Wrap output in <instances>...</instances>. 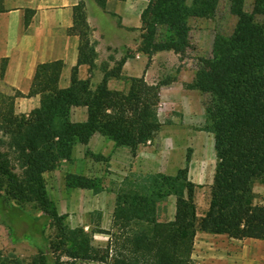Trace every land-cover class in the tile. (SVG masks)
I'll use <instances>...</instances> for the list:
<instances>
[{
	"label": "trees",
	"instance_id": "16d2710c",
	"mask_svg": "<svg viewBox=\"0 0 264 264\" xmlns=\"http://www.w3.org/2000/svg\"><path fill=\"white\" fill-rule=\"evenodd\" d=\"M104 1L96 0L102 8ZM219 1L191 0L188 5L187 0H153L136 50L148 61L162 50H172L182 59L189 46L188 20L213 15ZM227 1L237 17L235 27L229 36L215 34L211 57L201 58L193 77L205 96L202 130L212 133L217 158L205 212L201 216L196 212L195 185L187 180L186 167L175 175L149 173L132 176L129 181L124 178L118 189H109L115 193V202L108 229L99 223H90L87 231L70 227L45 197L42 174L57 168L61 160H69L74 146L87 144L94 133L116 146L128 147L134 155L162 125L159 91L168 81L148 83L143 75L131 76L124 79L125 90L108 87L110 77H120L127 56L110 69L101 63L103 77L97 84L89 77L77 76L78 65L87 64L89 71L97 66L96 42L91 38L85 3L80 1L69 29L79 38L70 85L58 88L62 63L52 61L36 66L27 95L38 94L40 103L30 112L15 111V98L23 96L19 91L0 93V146L7 148L0 150L2 221L10 234L8 217H24V211L11 202V195L25 197L36 193V187L48 227L53 229L47 242L36 244L37 252L29 260L0 251V264H193L197 232L264 239V196L256 202L252 192L255 180L264 181V26L255 19L264 13V0H254L250 12L244 10V0ZM73 106L86 107L85 121H71ZM65 183L94 193L104 190L82 174L67 173ZM182 184L185 195L180 192ZM171 193L176 194L174 218L159 221L157 201ZM95 234H103L105 241L94 243Z\"/></svg>",
	"mask_w": 264,
	"mask_h": 264
},
{
	"label": "rangeland",
	"instance_id": "374dc122",
	"mask_svg": "<svg viewBox=\"0 0 264 264\" xmlns=\"http://www.w3.org/2000/svg\"><path fill=\"white\" fill-rule=\"evenodd\" d=\"M152 1L140 0L138 25L131 27L132 33L128 32V36H133L132 44L124 49L123 55L117 58L114 56L116 49L110 51L107 58L112 62L110 68H113L121 57L134 56L135 52H139L136 49L140 43L143 19L149 15ZM253 1L244 0V10L250 12ZM190 3L191 0H187V4ZM96 4L101 7L97 2ZM255 19L264 26V13L255 15ZM236 20V15L229 10L228 1L220 0L213 15L194 16L188 20L189 46L182 59L172 50L156 51L151 56L154 57L155 66L148 74V83L164 80L169 83L161 85L159 91L158 118L162 125L153 139L141 148L137 158L132 157L135 154L133 155L128 147V149H122L123 152L118 149L119 163H116L111 161L109 153L103 155L84 147L83 144H77L69 160H61L57 168L42 174L44 195L56 209L63 223L73 228L83 227L86 231L90 223H99L102 226V219H111L115 202V193L109 189H118L124 182V178H126L125 181H129L132 176L149 173L175 175L184 167L187 168V180L195 185L196 212L199 216L205 212L209 202V185L212 182L217 158L212 133L202 130L205 124L203 109L205 96L196 88L193 77L201 58L211 57L215 34L229 36L235 27ZM88 24L90 25L89 22ZM104 25V32L108 35L109 31L106 28L109 26L106 23ZM90 28L92 29L91 38L96 42L95 50L98 58V41L94 38L91 25ZM102 63L109 66L107 62ZM127 77L126 75L119 77L124 81L125 89L127 82L124 79ZM0 150L5 151L7 148L1 145ZM127 150H129L128 153ZM100 155L104 156V159L97 158ZM9 156L13 157L11 151ZM112 165H119V168L113 169ZM13 167V171L18 174L20 170L15 163ZM67 173L87 176L103 186L104 190L94 193L91 189L69 187L65 183ZM35 190H37L36 193L25 197L16 198L11 195V202L24 211V217L19 215H14L12 219L8 217L12 229L10 234L2 221L0 211V251L2 253L13 252L20 258L29 260L37 252L36 244L47 242L53 234V229L48 227L49 220L46 219L40 202L38 195L40 190L36 187L33 191ZM180 192L185 195L184 184ZM252 192L255 195V201H260L264 196V181L255 180L252 184ZM175 200L176 194L171 193L157 201L159 221L173 220ZM29 216L36 220V224ZM41 217L42 220L37 221ZM105 238L103 234H95L94 243H101L105 241ZM193 264H264V239H232L225 234L197 232L194 238Z\"/></svg>",
	"mask_w": 264,
	"mask_h": 264
},
{
	"label": "crops",
	"instance_id": "0c3cea01",
	"mask_svg": "<svg viewBox=\"0 0 264 264\" xmlns=\"http://www.w3.org/2000/svg\"><path fill=\"white\" fill-rule=\"evenodd\" d=\"M80 1L85 3L87 20L98 41V58L97 66L91 71L87 64L78 65L77 76L80 79L89 77L93 84H97L103 77L99 65L102 62H107L108 68L112 65L107 60L110 51L116 49L114 56L117 58L123 55L125 48L131 46L133 36H128V32L132 31L131 27L138 25L140 0H105L104 8L99 7L94 0H0V93L13 95L19 91L23 94L14 101L17 113L26 114L39 106L38 94L27 95L38 64L61 61L57 86L63 89L70 85L72 68L78 61L79 38L70 33L69 29L74 24L75 8ZM105 23L109 26L106 28L108 35L104 32ZM154 66V57L148 61L146 55L135 52L134 56L126 58L120 75H143L148 82V74ZM107 85L114 90H124L126 87L122 79L115 77H110ZM70 119L73 122L85 121L86 107H71ZM84 147L103 155L109 153L111 161L116 163H119L120 155L117 150L121 149L123 152L122 149H128L116 146L99 133H94ZM143 147L144 145L140 146L132 157L137 158ZM118 166L112 165V168H119ZM102 221V228L110 227L111 219Z\"/></svg>",
	"mask_w": 264,
	"mask_h": 264
}]
</instances>
